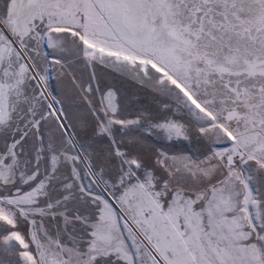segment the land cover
<instances>
[{
    "label": "snow or ice",
    "instance_id": "obj_1",
    "mask_svg": "<svg viewBox=\"0 0 264 264\" xmlns=\"http://www.w3.org/2000/svg\"><path fill=\"white\" fill-rule=\"evenodd\" d=\"M0 264H264V0H0Z\"/></svg>",
    "mask_w": 264,
    "mask_h": 264
}]
</instances>
